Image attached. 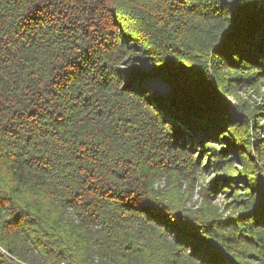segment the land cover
I'll return each instance as SVG.
<instances>
[{"label":"trees","instance_id":"trees-1","mask_svg":"<svg viewBox=\"0 0 264 264\" xmlns=\"http://www.w3.org/2000/svg\"><path fill=\"white\" fill-rule=\"evenodd\" d=\"M250 2L0 0V264H264Z\"/></svg>","mask_w":264,"mask_h":264},{"label":"rangeland","instance_id":"rangeland-1","mask_svg":"<svg viewBox=\"0 0 264 264\" xmlns=\"http://www.w3.org/2000/svg\"><path fill=\"white\" fill-rule=\"evenodd\" d=\"M245 98L250 103L255 105L261 112H263L264 110V91H262L261 94L259 95L254 94V93L252 94L250 91H248ZM258 124H260V122H258ZM194 153H195L194 154L195 157H197L198 156L197 150H195ZM203 165H205V161H203ZM238 169H240L239 165H237V170ZM213 179H214L213 173H207L204 177L200 178V182L196 184L193 196L190 202L188 203V208L196 209L200 206L201 200H202L201 196L199 195L200 186H205L206 184L210 183ZM225 198L226 197L223 194H221V191L219 190L217 196L213 200V205H217L220 210H223L225 208V203H226Z\"/></svg>","mask_w":264,"mask_h":264},{"label":"clouds","instance_id":"clouds-1","mask_svg":"<svg viewBox=\"0 0 264 264\" xmlns=\"http://www.w3.org/2000/svg\"><path fill=\"white\" fill-rule=\"evenodd\" d=\"M37 2H38V0H37ZM259 2H260V0H257L256 3H259ZM105 3H107V0H105ZM239 3L241 5H247V4H250L251 2H250V0H239ZM6 16H7L6 10L3 8L2 5H0V17H6ZM7 18L12 19L14 17L13 16H7ZM3 36H4L3 32L0 31V37H3ZM3 59H5V58L2 55V50H0V60H3ZM261 62L264 63V61H261ZM4 68H5V63H0V74L3 73ZM184 71H186V70H184ZM118 75H123L125 77V80L127 79V73L118 74ZM124 85H125V83H123L121 86L124 87ZM262 180H264V179H262ZM257 186H258V182H257ZM5 191H6V189H5ZM126 242L133 243L135 247L147 246V243H148L147 240L143 237L142 233L137 234L136 232H132L130 235H128ZM113 251H115V250L113 249ZM89 264H91V262H89ZM132 264H141L139 256L133 258Z\"/></svg>","mask_w":264,"mask_h":264}]
</instances>
